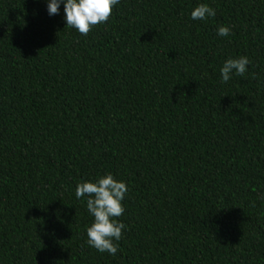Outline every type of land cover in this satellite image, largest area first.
Returning a JSON list of instances; mask_svg holds the SVG:
<instances>
[{"label":"trees","instance_id":"trees-1","mask_svg":"<svg viewBox=\"0 0 264 264\" xmlns=\"http://www.w3.org/2000/svg\"><path fill=\"white\" fill-rule=\"evenodd\" d=\"M108 173L115 256L75 196ZM0 264H264V0H120L87 36L0 0Z\"/></svg>","mask_w":264,"mask_h":264},{"label":"clouds","instance_id":"clouds-1","mask_svg":"<svg viewBox=\"0 0 264 264\" xmlns=\"http://www.w3.org/2000/svg\"><path fill=\"white\" fill-rule=\"evenodd\" d=\"M119 2L120 0H47V12L50 16L58 14L60 4L63 3L66 26L87 36L93 27L109 20L113 7ZM215 15V10L203 3L191 11L193 20H205ZM230 32L231 29L227 26L217 28L218 36H228ZM250 63L247 56L227 59L220 68L221 82L227 83L233 74L243 77ZM127 191V185L114 179L111 173L95 182H80L76 185V198L88 197L86 207L94 218L91 225L86 227L87 244L100 253L107 252L115 256L118 252V245L114 241L121 240L126 226L116 218L125 211L122 201Z\"/></svg>","mask_w":264,"mask_h":264}]
</instances>
